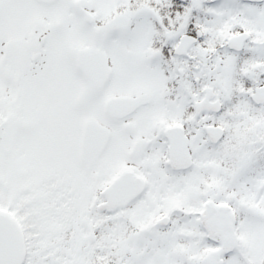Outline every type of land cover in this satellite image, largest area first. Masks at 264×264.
<instances>
[{
	"label": "snow or ice",
	"instance_id": "obj_1",
	"mask_svg": "<svg viewBox=\"0 0 264 264\" xmlns=\"http://www.w3.org/2000/svg\"><path fill=\"white\" fill-rule=\"evenodd\" d=\"M0 264H264V0H0Z\"/></svg>",
	"mask_w": 264,
	"mask_h": 264
}]
</instances>
